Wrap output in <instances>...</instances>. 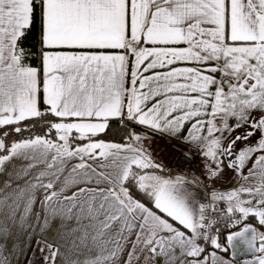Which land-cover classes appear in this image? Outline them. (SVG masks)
I'll return each mask as SVG.
<instances>
[{"label":"snow or ice","instance_id":"1","mask_svg":"<svg viewBox=\"0 0 264 264\" xmlns=\"http://www.w3.org/2000/svg\"><path fill=\"white\" fill-rule=\"evenodd\" d=\"M157 136L201 175L169 174ZM0 176V264L53 221L43 264H264V0H0Z\"/></svg>","mask_w":264,"mask_h":264},{"label":"built area","instance_id":"2","mask_svg":"<svg viewBox=\"0 0 264 264\" xmlns=\"http://www.w3.org/2000/svg\"><path fill=\"white\" fill-rule=\"evenodd\" d=\"M156 151L158 152V160L162 162L169 171L174 173H184L191 177L192 175H201L202 161L198 155L193 154L191 159L185 158V152L188 145L182 144L180 141L168 137H158L156 143ZM155 151V152H156ZM208 184V181H205ZM212 187V185H210ZM201 202H207L205 194L201 197ZM223 207V204L221 205ZM239 218V214H237ZM229 221L220 220L216 224V228L220 230V242L224 244V234L237 227H228Z\"/></svg>","mask_w":264,"mask_h":264},{"label":"rangeland","instance_id":"3","mask_svg":"<svg viewBox=\"0 0 264 264\" xmlns=\"http://www.w3.org/2000/svg\"><path fill=\"white\" fill-rule=\"evenodd\" d=\"M103 139V138H102ZM106 141H112L108 139H104ZM154 143L147 145L145 143L144 147L149 148L153 154V157L158 160V152L156 151L155 143L157 141V138L153 140ZM156 151V152H155ZM159 161V160H158ZM15 163H19V161H16ZM169 174H176L174 171H169L167 168H165ZM6 176H0V181H3L6 179ZM240 184H245L246 181L242 179L240 181ZM36 211H39V205L35 208ZM56 224V221L52 222V227ZM58 228L57 231H46L44 233H40L38 230L29 238L26 236L13 234V236L8 240V245L11 248L13 242L16 244V254L12 258L13 264H43L42 260V254L40 252V248H45V253L47 254V245L48 244H54L59 245L61 247V252L63 253V241L61 240L60 236L58 235ZM39 241V243H37ZM58 264L60 262L58 261Z\"/></svg>","mask_w":264,"mask_h":264},{"label":"crops","instance_id":"4","mask_svg":"<svg viewBox=\"0 0 264 264\" xmlns=\"http://www.w3.org/2000/svg\"><path fill=\"white\" fill-rule=\"evenodd\" d=\"M236 134H238V133H233V135H236ZM158 137L159 136H157L156 138L158 139ZM229 139H231V137H229ZM148 143L153 144L154 141L152 140L150 142H146L147 145H149ZM225 143H227V142H225ZM239 147H241V145L237 144V148H239ZM246 171L247 170L245 169V172ZM240 181H242V178L239 180V183H240ZM236 186H237V181L233 178V174L231 172H227L225 174V178L223 180L217 181L215 184L212 185V187H215V188L220 189L222 191L230 190V189H232V188H234ZM203 194H204L203 189L199 190L198 196H199L200 199L203 196ZM246 222L250 223V224H255L256 220L252 219V218H249ZM57 225H58V221H56V224L53 225L56 228L51 227V229L49 231H57V228H58ZM239 230H240V227H237V228H235L233 230H230V231L226 232L224 234V244L226 243L225 237L227 236V234L229 232H234V231H239ZM261 231H264V229H261ZM222 255H224L227 259H233L232 255H231V250L228 253H222ZM146 257H147V259H146ZM245 259H251V257L243 255V254L238 255L234 259V264H242V261L245 260ZM134 264H164V262H163L162 258L153 259L151 257V253L145 251V252L140 254V259H139L138 262L134 261Z\"/></svg>","mask_w":264,"mask_h":264},{"label":"trees","instance_id":"5","mask_svg":"<svg viewBox=\"0 0 264 264\" xmlns=\"http://www.w3.org/2000/svg\"><path fill=\"white\" fill-rule=\"evenodd\" d=\"M37 40H38V35L30 36L29 39L25 41V47L30 49L32 52H36L38 48ZM29 62L33 66H37V67L39 66L40 63L38 58H33ZM122 134L123 132L122 129L119 127V125L117 123H113L109 132L101 138L119 142L121 140ZM23 135L28 136V133L25 132ZM20 138L21 137L19 136L9 137L10 140H19Z\"/></svg>","mask_w":264,"mask_h":264}]
</instances>
